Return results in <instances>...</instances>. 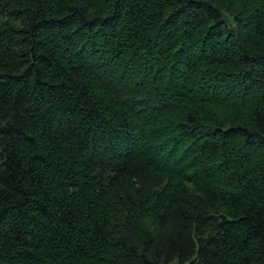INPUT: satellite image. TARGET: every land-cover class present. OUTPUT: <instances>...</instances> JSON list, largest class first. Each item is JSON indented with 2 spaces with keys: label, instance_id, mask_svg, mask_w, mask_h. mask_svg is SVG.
<instances>
[{
  "label": "trees",
  "instance_id": "1",
  "mask_svg": "<svg viewBox=\"0 0 264 264\" xmlns=\"http://www.w3.org/2000/svg\"><path fill=\"white\" fill-rule=\"evenodd\" d=\"M0 264H264V0H0Z\"/></svg>",
  "mask_w": 264,
  "mask_h": 264
}]
</instances>
